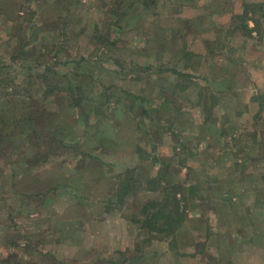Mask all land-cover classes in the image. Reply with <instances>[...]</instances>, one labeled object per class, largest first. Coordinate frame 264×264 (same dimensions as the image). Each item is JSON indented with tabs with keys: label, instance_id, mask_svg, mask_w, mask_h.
Masks as SVG:
<instances>
[{
	"label": "rangeland",
	"instance_id": "374dc122",
	"mask_svg": "<svg viewBox=\"0 0 264 264\" xmlns=\"http://www.w3.org/2000/svg\"><path fill=\"white\" fill-rule=\"evenodd\" d=\"M148 3L0 0V264H264V0Z\"/></svg>",
	"mask_w": 264,
	"mask_h": 264
},
{
	"label": "crops",
	"instance_id": "0c3cea01",
	"mask_svg": "<svg viewBox=\"0 0 264 264\" xmlns=\"http://www.w3.org/2000/svg\"><path fill=\"white\" fill-rule=\"evenodd\" d=\"M251 4H253V3H251ZM196 17L197 16H195L194 18H196ZM179 20L182 21V22L183 21L186 22L187 20H189L190 23H193V21H194V20H192V18H191V20L188 19V18L179 19ZM250 23L251 22L249 21L248 22V29H252L253 28V24L251 23L252 24V27H250ZM261 23H264V18H261ZM169 28H171V29L170 30L168 29V31H166V32H167V34L169 33V35H170L171 33H174V29L177 28V27L174 28L173 25H172V23H171ZM171 30H173V31H171ZM253 34H255V32H252L251 33V35H253ZM154 37L155 36L153 35V38ZM150 42H151V47H152L151 51H152V55H153L152 57H150L151 58L150 61H152L154 64H157L160 60H162L163 58H165L166 55H169L170 49H168V47H169L171 41H162L160 43H159V41H150ZM208 46L209 45L206 43V46L205 47L208 48ZM208 51H209V49H208ZM208 53H205V51L203 50V51H199L198 54L194 55V53L192 54L190 50H188V53H187V50L186 49L182 50L181 53H180L181 56H179L180 57V60H181L179 63H183L184 65L182 64V67L181 68H183V69L184 68H190L192 66V64H194L197 61H202V62L203 61H211V60L212 61H215V59L213 60V58L211 56H209ZM209 64H211V62ZM196 72L199 73V71H196ZM178 75H180V74H178ZM222 85L224 86L225 83L222 84ZM185 228H186V224L182 227V230L183 229L185 230ZM182 252H184V250Z\"/></svg>",
	"mask_w": 264,
	"mask_h": 264
},
{
	"label": "trees",
	"instance_id": "16d2710c",
	"mask_svg": "<svg viewBox=\"0 0 264 264\" xmlns=\"http://www.w3.org/2000/svg\"><path fill=\"white\" fill-rule=\"evenodd\" d=\"M156 1L157 0H151V2H153L154 4L156 3ZM150 6V4L148 3V0H144V7H149ZM262 6L261 5H259V4H244L243 5V11H242V14L241 15H239V16H237V18L239 19V20H243V22H245V27H244V29H245V31L248 33V34H251L252 32H257V30H258V28H259V26H260V20H261V18H264V13L260 10V8H261ZM258 11H261L262 13H261V15H260V17H256V14H257V12ZM115 14V13H114ZM125 15H126V11L125 12H122V13H120V19L122 20V19H124V17H125ZM251 22L252 24H253V28L252 29H248V22ZM118 29H120L121 28V26L119 25L118 27H117ZM13 58L14 59H16V57L15 56H13ZM44 77H46L45 75H43ZM68 78V77H67ZM45 79V78H44ZM69 82H71L72 84L74 83L72 80H69ZM72 85H70V86H68V90H69V93H70V97H72L73 96V94H74V88L73 87H71ZM56 91V93H60V92H65V90L64 89H53V90H50L49 91V93L47 92L46 94L47 95H52L54 92ZM133 98H135V97H133ZM74 103H76V101L74 102ZM74 103H72V98H71V102H70V104H69V109L71 108V110L73 109V108H77L75 105H74ZM25 125H26V123H25ZM16 126H19L18 124H16ZM26 126H29V124L28 125H26ZM2 128H5V129H9V128H12L11 126H1ZM1 136V135H0ZM169 220V219H168Z\"/></svg>",
	"mask_w": 264,
	"mask_h": 264
}]
</instances>
